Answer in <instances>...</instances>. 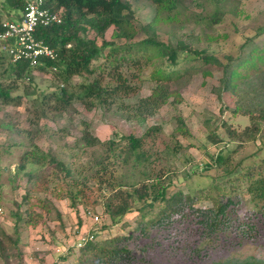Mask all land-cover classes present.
<instances>
[{"label": "trees", "instance_id": "trees-1", "mask_svg": "<svg viewBox=\"0 0 264 264\" xmlns=\"http://www.w3.org/2000/svg\"><path fill=\"white\" fill-rule=\"evenodd\" d=\"M28 1L30 0H0V34L3 32L4 22L21 18ZM146 1L155 6L156 14L146 26V38L137 42L134 41L138 33L133 24L134 12L125 0H45L46 6L59 12L63 21L59 25L40 27L36 36L57 51L58 60H46L34 69L27 62L10 64L0 52V107L21 105V96H14L13 92L20 82H32L31 75L35 70L52 72L60 81L59 91H54L48 101L58 103L56 112L65 111L75 101H81L89 110L100 104L112 112L114 104L137 95L141 84L147 80L155 83L152 94L141 99L131 108V112L128 111L131 118L142 122L148 116H154L171 99V103L183 102L177 86L184 78L191 79L199 72L203 76H211L208 68L215 66L222 69L220 86L216 90L218 96L220 99L226 94L237 97L239 100L232 115H241L250 120V125L243 132L227 129L229 141L238 139L241 144H246L256 142L259 138L263 140L264 46H254V41L260 34L257 32L255 36L247 38L240 46L237 58L228 55L223 62L218 55L204 49H193L185 41H178L176 44L160 42L158 27L173 22L181 0ZM207 1L215 4L214 12L206 18V28L212 30L223 22L224 14L220 10V0H203L204 3ZM3 15H8V18L3 19ZM111 27L115 28L112 39L102 40L101 45L97 39L87 36L93 30L97 37L104 38ZM118 41L125 43L122 46ZM249 46L250 52L243 57L244 49ZM105 49L109 51L104 53ZM100 61L103 62L97 66ZM192 63L197 65L193 66ZM182 64H185L184 69L180 68ZM149 68L152 69L151 74L144 76L143 73ZM75 77L85 80L78 90L73 85ZM4 78L12 79V83L5 84ZM253 82L259 84L252 90L244 89L241 92V88ZM47 99L43 95L41 104H45ZM117 107L122 109L123 104ZM42 113L45 114L44 108ZM177 122L176 131L189 137L185 120L179 117ZM161 134V126H152L141 137L129 135L120 137L118 141L101 142L92 135L90 126L85 124L82 136L85 147L102 149V155L90 162L87 168L66 163L40 149L26 152L22 156L18 173L25 172L33 164L56 168V187L59 189L62 185L66 186V194L61 198L69 200L72 208H76L82 199H89L88 193L102 196L104 191H108V195L102 200L106 215L123 218L133 212L140 214L137 236L101 239L105 227L92 230L86 242L78 249L75 264H141L144 261L134 254L131 245L138 246L141 238L149 239L154 232L156 235L168 232L169 239L184 238L182 243L185 249L190 247L188 239L196 236L202 243L208 242V248H217L224 242L237 246L264 239V158L243 168L231 183L228 181L230 192L244 189L254 206L252 213L241 217V201L227 198V185L223 186L220 182L194 193H170L171 170L167 164L180 153L181 146L178 143L173 146L163 145L160 142ZM240 148L236 146L227 155L218 154L205 169L224 168L227 174H231L233 170L228 167L232 155ZM127 167L144 168L141 179L131 184L122 182V170ZM34 174V171L26 174L29 181L34 179ZM35 191L49 193L47 181L41 183ZM24 200L29 203L26 210H23V203L14 204L16 210L12 212V217L15 225L24 222L27 226H39L44 222V217L34 208L41 205L48 209L49 202L31 198L29 191ZM201 202H211V206L199 207ZM88 211L89 214H94L93 211ZM9 243L12 248L17 247V243L0 226V259L7 260L9 257L12 249L8 247ZM146 249L141 248L143 251ZM74 250L76 246L73 247ZM195 252L200 255V252ZM65 259L67 257L63 258ZM214 264H264V261L247 258Z\"/></svg>", "mask_w": 264, "mask_h": 264}, {"label": "rangeland", "instance_id": "rangeland-1", "mask_svg": "<svg viewBox=\"0 0 264 264\" xmlns=\"http://www.w3.org/2000/svg\"><path fill=\"white\" fill-rule=\"evenodd\" d=\"M125 1L132 6L134 12L133 24L138 32L134 41L138 42L146 38V26L155 17V6L146 0ZM220 1V10L224 14L223 22L208 30L206 18L215 10L213 1L204 3L203 0H181L178 12L174 13L176 18L173 22L159 25L158 40L173 44L185 41L193 49H204L218 55L223 62L228 55L237 58L240 55V46L257 32L260 35L255 39L254 46L263 47L264 0ZM7 18L8 15H3V19ZM114 29L111 27L104 38L97 37L93 30H90L87 36L97 39L101 45L102 40L112 39ZM117 43L123 46L125 41ZM108 51L109 49H105L104 53ZM249 52L250 46L244 49L243 57ZM101 62L103 61L98 62L97 66ZM180 68L184 69L185 64ZM151 70L147 69L143 75L149 76ZM208 70L212 73L211 76H203L199 72L191 79L184 78L179 83L177 88L183 98L182 103H171V99V102L154 116H148L142 122L131 118L129 112L141 99L152 94L155 83L147 80L141 84L137 95L114 104L112 112L100 104L89 110L81 101H75L65 111L56 112L58 103L48 101L54 91H59L61 83L55 74L49 71L35 70L31 75L32 82H20L13 95L21 96V105L0 107V226L17 243L15 249L12 244H8V247L12 248L9 257L7 260L0 259V264H75L78 248L73 251V247L81 237H86L96 228L105 227L101 239L139 235L136 231L141 220L138 212L123 218H114L104 213L102 200L108 195V191H104L102 196L88 193L89 199H82L76 208H72L69 200L61 198L66 194V186L62 185L59 189L56 187L57 171L54 166L33 164L29 165L25 172L17 171L22 156L38 149L57 156L66 163L87 168L90 162L102 155V149L85 147L82 140L85 124L90 126L92 135L101 142L118 141L120 137L129 135L141 137L150 127L161 126L160 142L163 145L173 146L178 143L181 146L180 153L167 164L171 170L170 193H194L220 182L223 186L227 185V198L241 201V217L252 213L255 209L244 189L230 192L229 182L234 181L243 168L264 158V149H261L264 148V139L259 138L256 142L246 144H241L238 139L229 141L227 129L243 132L250 125V120L241 115H232L239 100L237 97L226 94L220 99L218 96L216 90L222 77L221 67L210 66ZM83 81V78L75 77L74 89L78 90ZM4 83L8 85L12 83V79L4 78ZM257 84L259 82H253L240 90H252ZM43 95L48 99L42 105ZM122 104V109H119L117 106ZM43 108L45 114L42 113ZM179 117L185 120L189 128V137L176 131ZM236 146L241 148L232 155L228 167L233 170L231 174H227L224 168L205 169L213 163L218 154L227 155L234 151ZM142 170L144 168H125L122 170L124 175L121 181L135 183L134 181L141 179ZM31 171L35 174L34 179L29 181L26 174ZM83 172L88 173L87 170ZM46 181L50 188L49 193L36 192L35 189ZM27 191L30 192L31 198L49 202L50 210L41 205L34 208L44 217V222L37 227L27 226L24 222L17 226L12 217V212L16 210L15 203H23V210L28 208L29 203L24 200ZM198 205L210 207L211 202H201ZM88 210L94 214L89 215ZM95 217L99 220L96 221ZM175 240L169 239L168 232L159 235L154 232L149 239L141 238L139 247L131 246L134 254L145 264H214L247 258L264 261V239L244 242L237 246L224 242L217 248H208V242L202 243L196 236L188 239L190 247L187 249L182 243L184 238ZM144 247L147 249L141 250ZM195 251L200 252V255ZM65 257L67 259L63 260Z\"/></svg>", "mask_w": 264, "mask_h": 264}, {"label": "built area", "instance_id": "built-area-1", "mask_svg": "<svg viewBox=\"0 0 264 264\" xmlns=\"http://www.w3.org/2000/svg\"><path fill=\"white\" fill-rule=\"evenodd\" d=\"M62 21L61 14L46 6L45 0H30L19 20L4 22L3 32L0 34V52L10 64L27 62L34 69L46 60L55 62L58 60L57 51L38 39L36 34L40 27L59 25ZM70 47L71 45L68 46ZM0 212L2 213L1 210ZM95 218L96 221L99 220L98 217ZM87 236L78 240V249L86 242Z\"/></svg>", "mask_w": 264, "mask_h": 264}]
</instances>
